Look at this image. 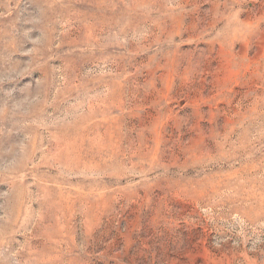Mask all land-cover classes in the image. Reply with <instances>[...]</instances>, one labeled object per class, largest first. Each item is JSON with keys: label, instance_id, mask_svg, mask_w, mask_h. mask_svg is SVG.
<instances>
[{"label": "rangeland", "instance_id": "obj_1", "mask_svg": "<svg viewBox=\"0 0 264 264\" xmlns=\"http://www.w3.org/2000/svg\"><path fill=\"white\" fill-rule=\"evenodd\" d=\"M247 162L264 0H0V264H264Z\"/></svg>", "mask_w": 264, "mask_h": 264}, {"label": "bare ground", "instance_id": "obj_2", "mask_svg": "<svg viewBox=\"0 0 264 264\" xmlns=\"http://www.w3.org/2000/svg\"><path fill=\"white\" fill-rule=\"evenodd\" d=\"M259 165H260V168H257L256 163L255 164L254 163H248L243 168L241 167L242 168L241 170L237 169L238 170L237 172L242 174L243 176H246V178L251 180V176H253L254 174H259L260 172H263V170H264V162L259 164ZM254 179H256V178H254Z\"/></svg>", "mask_w": 264, "mask_h": 264}]
</instances>
